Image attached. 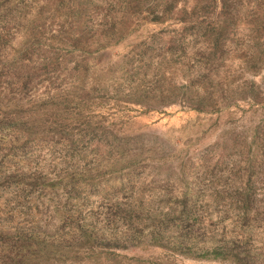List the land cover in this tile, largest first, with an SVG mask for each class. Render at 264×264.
<instances>
[{"label":"trees","instance_id":"trees-1","mask_svg":"<svg viewBox=\"0 0 264 264\" xmlns=\"http://www.w3.org/2000/svg\"><path fill=\"white\" fill-rule=\"evenodd\" d=\"M118 1L0 0V192L7 185L15 189L23 215L32 210L48 215L44 223L35 214L22 226L0 222V264L96 261L117 250L150 246L198 259L255 264L244 246L252 231L264 226V124L235 136L243 150L234 153V145L224 142L181 161L177 177L157 178L159 194L151 200L133 197L135 182L128 185L133 176L139 179L137 160L147 152L142 138L123 137L92 120L94 114L86 118L83 109L110 90L98 84L104 80L90 70V56L123 41L132 30V15L141 11L150 21L175 27L165 28L171 36L144 61L141 49L127 60V71L121 63L132 85L119 98L148 110L182 103L205 113L239 100L264 103V0H120L125 3L117 7ZM42 16L63 17L68 30L61 21L60 38L45 37ZM57 38L69 47L66 52L54 49ZM48 50L53 56L45 58ZM31 62L42 74L32 71ZM149 70H154L152 78L137 80ZM89 72L93 77L87 81ZM178 72L187 84L172 82ZM53 76L71 88L26 105L11 95L16 97V90L29 96L38 86L34 79ZM228 147L234 158L224 165ZM41 151L65 164L55 167L52 179L42 170H23L27 159ZM126 187L131 192L123 193L125 199L107 201L113 190ZM204 211L213 225L230 217L232 229L249 234L245 243L224 233L206 239ZM55 218L57 223L49 222Z\"/></svg>","mask_w":264,"mask_h":264},{"label":"rangeland","instance_id":"rangeland-1","mask_svg":"<svg viewBox=\"0 0 264 264\" xmlns=\"http://www.w3.org/2000/svg\"><path fill=\"white\" fill-rule=\"evenodd\" d=\"M124 3L125 2H120L119 0L116 6L120 7ZM126 9L127 8H125V6L120 8V10ZM119 14H121V12H119ZM146 14V12L142 13L141 11L138 14L136 13L132 15V30L123 41L118 44H111L99 53L95 52L90 56L93 59V61H91L93 67H91L90 70H97L98 74L101 76V79L99 78V80H104V83L98 82V84L107 86L110 90L107 92L106 98L96 99L94 101L89 100L85 104L86 107H84L83 111L86 118L89 119L90 115L94 114L95 117L91 118L92 120L99 121V123L104 126L110 127L123 137L137 136L142 138L140 144L145 145L147 152L144 153V155H140L139 160H137V162L141 164L139 179L135 180L136 175L133 176L131 178L133 181L128 183V185L131 186L135 182V190L132 192L133 197L151 199L154 198L153 195L159 194L158 190H160V188L156 183L159 176L161 178L165 177L164 175L177 177L181 161L189 158L192 159L194 157L197 158V156H200L206 151L207 147L213 145L218 146L220 143L230 142L234 145V153L236 150H243L242 147L236 145V142L239 141L235 136L238 133L243 135H245V133L250 134V131L254 127L264 124V103H255L253 101H249L248 99L239 100L231 103L223 109H220L219 111L205 113L191 109L182 103H174L169 106H165L160 110H148L146 107L140 106L139 104L127 102L119 98L118 96H123V93L128 92L132 85L131 80L126 78V75L123 74L125 68L120 69L122 67L121 63L126 62L124 66H126L125 70L127 71L130 68L129 61L127 60H129L134 53L141 51V49H144L145 51V55L142 60L144 61V58L148 54L156 51L158 47H160L163 38L171 36V34L167 32V29H173L175 27L170 24V27L167 28L166 26L170 23L168 21L166 23L150 21L146 18ZM31 16L33 15H30L29 17ZM43 19L44 20L39 23L43 26V33L45 37L54 34L60 38L58 35L60 28L63 27L61 24V21L63 23V17L54 16L53 18L47 16L43 17ZM63 25L68 30L67 27L69 25H65V23H63ZM58 38L52 39L54 49L61 51L62 53L66 52L65 50L69 49V47L66 43H61V41L59 42ZM19 39L20 37H17V39H14L12 42L17 43ZM143 44H148L152 47V50L149 52ZM48 51L49 52H46L44 55L45 58L53 56L54 50ZM139 58V55H137L136 64L139 63ZM33 59H36V57ZM30 67L33 68L32 71L42 74V72L39 71L42 69L38 64L31 62ZM113 71H115L114 78L111 76ZM141 73L138 74L137 80L140 81L147 77V81V79L152 78L154 70H149L146 76ZM92 77L91 72H89L87 81L92 79ZM123 78L125 81H123ZM33 81L35 82L33 84L36 85L38 83V86H34L35 88H33L31 95L28 96L14 90L16 95L15 97L13 93H11L20 105L30 104V101L32 102L38 100L39 98H46L51 95L54 90L71 88L61 84L60 80L56 79L54 76L52 79L48 80L40 78V80L34 79ZM172 82H175L177 85H182L187 84L189 80H186L185 77H182L178 72L176 75L172 76ZM194 87L196 88V85H194ZM120 90L122 91V94ZM11 95L8 97H11ZM68 121L72 124L74 123L72 117L68 119ZM233 139L235 140L233 141ZM53 155L54 153L45 154L41 151L39 155L35 154V156L27 159L28 163L23 170H28L29 173L27 174L32 173L31 171L36 169L42 170V173L48 172L50 179H52L54 177L56 166L59 165L61 168L65 167L64 163H58L59 159L56 163V159ZM225 156L227 158L224 161V165H226V162L231 161L234 158V155L230 151L229 147L225 150ZM242 156L243 160H245L246 155ZM232 164L233 162L230 165ZM171 169H173L172 172ZM197 175L198 174H196V176ZM126 177V175L123 176L124 179H126ZM214 180L215 178H213L212 181ZM205 181L212 182L208 179ZM142 186H144L145 189L140 191ZM146 186L149 189H146ZM260 191L261 190L258 192ZM126 192H131L128 187L124 190H119V192L118 189L113 190L112 193L109 194L110 196L107 201L109 202L110 200L114 203L118 202V200L121 201L122 199H125L123 197V193ZM173 192L177 193L175 190ZM261 196H263L262 193L258 195V197ZM18 203L19 200L17 199V191L7 185V187L0 192V222L4 224V226H22L33 216V214L37 215L36 218L41 216L43 219L42 223L46 221L48 215H44V213L43 215L37 213V210L35 212L32 210L28 215H23L22 213L25 214L24 206H19ZM98 203V200L93 202L94 205H97ZM206 213L207 212L205 211L203 212L206 216V222L208 224L206 230L208 234L206 235V239H211L213 233H216V237L219 239V236L224 233L226 235V239L229 237H235L241 240V243H245L244 236L249 234L244 231L232 229L233 227H230L232 226L229 221L231 220L230 217L227 222H224L221 225H213L210 220H207L209 218ZM53 220L54 221L50 220L49 222L57 223L58 221L56 218ZM212 221L215 222L216 220ZM224 226L227 228L223 229ZM252 232L253 235L249 241L246 238L247 244L245 243L244 250H246V253L252 257H255V264H264V226L258 227ZM64 264L234 263L229 261L193 258L191 256L180 254L169 247L150 246L117 250L114 254L107 253L102 256L100 260L96 261L91 260V258H83L80 260L76 259L73 261L71 259Z\"/></svg>","mask_w":264,"mask_h":264}]
</instances>
